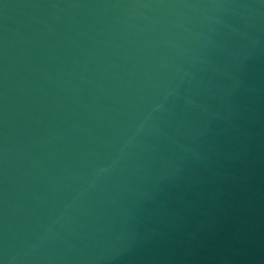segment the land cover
I'll list each match as a JSON object with an SVG mask.
<instances>
[{
  "label": "water",
  "instance_id": "obj_1",
  "mask_svg": "<svg viewBox=\"0 0 264 264\" xmlns=\"http://www.w3.org/2000/svg\"><path fill=\"white\" fill-rule=\"evenodd\" d=\"M0 264H264V0H0Z\"/></svg>",
  "mask_w": 264,
  "mask_h": 264
}]
</instances>
